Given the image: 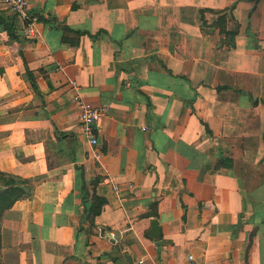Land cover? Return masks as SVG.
I'll return each mask as SVG.
<instances>
[{
	"label": "crops",
	"instance_id": "0c3cea01",
	"mask_svg": "<svg viewBox=\"0 0 264 264\" xmlns=\"http://www.w3.org/2000/svg\"><path fill=\"white\" fill-rule=\"evenodd\" d=\"M28 12L36 36L0 23V168L32 186L3 214L2 264H264V0ZM81 100L108 107L96 144Z\"/></svg>",
	"mask_w": 264,
	"mask_h": 264
},
{
	"label": "trees",
	"instance_id": "16d2710c",
	"mask_svg": "<svg viewBox=\"0 0 264 264\" xmlns=\"http://www.w3.org/2000/svg\"><path fill=\"white\" fill-rule=\"evenodd\" d=\"M205 11V10H204ZM203 11V13H204ZM32 17L37 20H42V16L36 13H30ZM223 18V17H222ZM220 21H222L220 19ZM0 23L4 25L9 35L17 39H25L23 35L19 33L20 26L18 16L14 13L9 17H3L0 15ZM32 81V80H31ZM33 85L36 83L32 81ZM230 164V162L223 161V164ZM28 180H25L19 176H16L10 172L3 171L0 168V264H2V234L1 226L4 212L13 206V204L20 198L28 196L32 192V186ZM93 201L91 202L88 211H91L93 215L100 212L102 205L105 203V198L94 194L92 196Z\"/></svg>",
	"mask_w": 264,
	"mask_h": 264
},
{
	"label": "built area",
	"instance_id": "2783aa9c",
	"mask_svg": "<svg viewBox=\"0 0 264 264\" xmlns=\"http://www.w3.org/2000/svg\"><path fill=\"white\" fill-rule=\"evenodd\" d=\"M19 19L24 21L25 30L36 36L35 24L37 19L32 17L28 12L30 0H4ZM108 107H95L81 100V119L83 129L90 141L94 144L98 143V137L95 133V122L107 111ZM100 152L97 154L100 156ZM115 236V233H112ZM189 264H197L195 257L189 255Z\"/></svg>",
	"mask_w": 264,
	"mask_h": 264
},
{
	"label": "water",
	"instance_id": "95a60500",
	"mask_svg": "<svg viewBox=\"0 0 264 264\" xmlns=\"http://www.w3.org/2000/svg\"><path fill=\"white\" fill-rule=\"evenodd\" d=\"M23 32H24V31H22V33H23ZM160 232H161L160 225H159V223L157 222V220L154 219V220H153V225H152V235H153L154 237H158L159 234H160Z\"/></svg>",
	"mask_w": 264,
	"mask_h": 264
}]
</instances>
